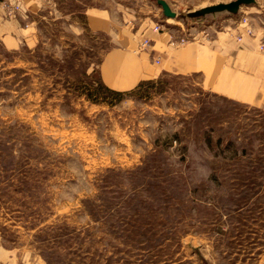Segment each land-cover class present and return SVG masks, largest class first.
<instances>
[{
	"label": "rangeland",
	"instance_id": "obj_1",
	"mask_svg": "<svg viewBox=\"0 0 264 264\" xmlns=\"http://www.w3.org/2000/svg\"><path fill=\"white\" fill-rule=\"evenodd\" d=\"M43 1L30 42L0 37V264H264V99L140 79L181 27L246 16L261 51L264 0H165L175 18L157 0Z\"/></svg>",
	"mask_w": 264,
	"mask_h": 264
},
{
	"label": "crops",
	"instance_id": "obj_2",
	"mask_svg": "<svg viewBox=\"0 0 264 264\" xmlns=\"http://www.w3.org/2000/svg\"><path fill=\"white\" fill-rule=\"evenodd\" d=\"M24 1L23 13L18 15H7L0 7V37L7 47L20 48L30 42L36 33L35 26L28 19L45 2ZM210 32L209 39L192 40L185 46H171L175 48L171 54L166 53L160 57L156 51L155 60L161 59L156 62L161 63L163 68L158 73L145 71L140 79L164 73L188 76L200 74L201 83L205 87L224 96L246 103L264 99V52L258 50L257 37L244 36L239 42L232 36H226L228 33L225 27L223 31ZM4 254L3 249L0 255Z\"/></svg>",
	"mask_w": 264,
	"mask_h": 264
},
{
	"label": "built area",
	"instance_id": "obj_3",
	"mask_svg": "<svg viewBox=\"0 0 264 264\" xmlns=\"http://www.w3.org/2000/svg\"><path fill=\"white\" fill-rule=\"evenodd\" d=\"M3 3L5 4V7L7 8V11L9 14H17L18 12H21L22 10V3L20 0H4ZM236 26L230 25L225 27V31L227 30V33L229 36L234 37L237 39V41L241 42L244 39V36H251L255 37L254 29L251 28L250 23L248 21V17L243 16L240 17L238 20L235 19L233 21ZM163 27V25L159 24L153 28L154 32H159V30ZM241 27H244V32L240 30ZM246 27V28H245ZM182 31H179L180 36L171 35L172 38L169 41L170 46L173 47H179V46H185L189 41L192 40H201V39H209L211 37V32L209 28L198 30L199 33H196V31H193V28L185 29L184 27H181ZM238 30L241 32L238 33ZM174 37V38H173ZM150 39L146 38L141 44L140 49H145L150 45ZM259 49L261 51H264V42L259 41ZM160 60H157L159 62Z\"/></svg>",
	"mask_w": 264,
	"mask_h": 264
},
{
	"label": "water",
	"instance_id": "obj_4",
	"mask_svg": "<svg viewBox=\"0 0 264 264\" xmlns=\"http://www.w3.org/2000/svg\"><path fill=\"white\" fill-rule=\"evenodd\" d=\"M255 0H234L230 3H220L211 7H207L198 13H208V12H221L228 11L231 13L237 12L243 5L253 4ZM157 3L162 7L163 13L166 17L175 18L177 16L176 12L171 9L169 3L165 0H157Z\"/></svg>",
	"mask_w": 264,
	"mask_h": 264
},
{
	"label": "trees",
	"instance_id": "obj_5",
	"mask_svg": "<svg viewBox=\"0 0 264 264\" xmlns=\"http://www.w3.org/2000/svg\"><path fill=\"white\" fill-rule=\"evenodd\" d=\"M106 89L109 90L112 93H116V94H119V95L126 93V92H121V91H115V90H112L110 88H106ZM208 142L210 143V139L208 140Z\"/></svg>",
	"mask_w": 264,
	"mask_h": 264
}]
</instances>
